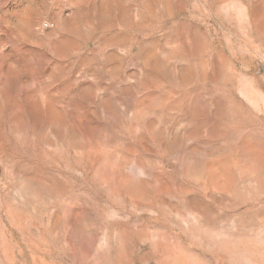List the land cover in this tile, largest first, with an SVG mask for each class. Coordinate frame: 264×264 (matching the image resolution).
I'll return each instance as SVG.
<instances>
[{
    "label": "rangeland",
    "instance_id": "obj_1",
    "mask_svg": "<svg viewBox=\"0 0 264 264\" xmlns=\"http://www.w3.org/2000/svg\"><path fill=\"white\" fill-rule=\"evenodd\" d=\"M0 264H264V0H0Z\"/></svg>",
    "mask_w": 264,
    "mask_h": 264
}]
</instances>
